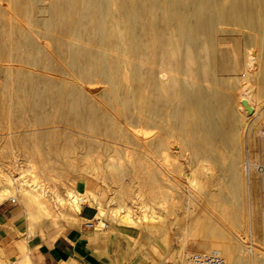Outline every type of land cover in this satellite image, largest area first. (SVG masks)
<instances>
[{
	"label": "bare ground",
	"instance_id": "1",
	"mask_svg": "<svg viewBox=\"0 0 264 264\" xmlns=\"http://www.w3.org/2000/svg\"><path fill=\"white\" fill-rule=\"evenodd\" d=\"M233 25L260 37V66L250 71L257 82L245 86L219 46ZM263 60L264 0H0V102L9 105V120L18 117L20 142L39 149L50 139L47 151L57 154L76 131L116 137L136 153L114 164L121 177L133 168L135 178L154 184L164 178L163 151L178 146L205 159L214 172L198 178L221 182L218 195L235 203L257 165L251 154L243 160L244 138H264L263 118L248 123L239 97H258ZM142 148L152 153L149 176L137 172L147 160ZM26 241L19 248L30 264ZM208 253L233 259L220 248ZM177 259L194 264L190 255Z\"/></svg>",
	"mask_w": 264,
	"mask_h": 264
},
{
	"label": "rangeland",
	"instance_id": "2",
	"mask_svg": "<svg viewBox=\"0 0 264 264\" xmlns=\"http://www.w3.org/2000/svg\"><path fill=\"white\" fill-rule=\"evenodd\" d=\"M231 29L232 32L228 34V37L219 42L220 47L228 49L229 61L234 64V70L232 73L230 72V75L240 77L238 78L239 85H249L251 78L257 82V71L253 75H250V71H254L253 69L260 66V61L257 59L260 37L249 27L233 25ZM251 35L253 40L250 42L248 38ZM44 42L47 41L44 40ZM250 54L255 56L254 61L250 60ZM12 64L18 63L10 62V65ZM239 102L245 110L248 123L256 121L258 114L264 112V96L259 98V94L258 97L247 94L239 97ZM1 107L0 105V111ZM3 107L6 113L0 116V186L8 184L11 188L10 193L5 196L0 193V202L10 201L18 208L19 212L8 222L11 226V231L8 234L10 238H0V264H26L23 257L19 260L10 252L11 247L15 246L18 250L19 243L26 238L31 240L38 235L40 240L47 235L69 231L72 228H78L80 236H87L95 242L97 252L102 249L104 253L100 259L102 264H166L167 262L180 264L175 255H166L168 252L161 248V243H155L151 248H137L134 236L136 237L137 233L140 238L145 236L147 229L153 228V226L161 236L164 221L179 216L182 212L184 216L193 215L194 210H201L204 216L210 217L214 222L218 216L219 221L223 222L219 213L213 209L212 203L210 205L211 199L201 196L202 189V191L205 188L209 190L218 187V185L221 188L222 183L211 184L205 179L198 178L201 175L206 178L204 176L214 172L210 164L205 159L201 160L198 155H192L188 151L187 154L180 152L181 149L179 150L178 146L177 149L175 146L171 147V150L165 149L163 153L167 152L168 157L164 161L162 160L161 166H159V174L164 178H161L155 187L146 181L145 185L143 181L145 179L133 178L126 174L120 181H115L111 175V172L115 173L116 171L114 164L119 165L136 154L131 147H123V144L129 145L130 143L116 137H98L90 135L88 132L76 131L73 136L63 138L67 144L57 154L47 151L49 146L46 144L48 145L50 139H47V143L44 145L39 146V149L30 148L19 141L18 137L23 128L20 129V123L17 122L18 117L15 118V122H12L9 120L11 118L8 113L11 110H9V105ZM53 124L65 125L60 122ZM256 135L252 139L244 138L243 160L250 155L248 149L251 147L248 144L253 145L254 143L255 148L263 145L264 138L258 133ZM143 136L141 135V137ZM86 140H95L96 144H93L91 148H86L83 146V142ZM72 141H75L74 148H72ZM34 142L31 141L32 146H35ZM31 149L35 150L30 151ZM147 150L146 148L140 150V153L141 151L143 153L139 156H143L147 160L145 159L146 161L139 165L140 169H137L139 176H146L150 171L151 166L148 164V160L152 153L149 151L146 153ZM163 156L164 154L159 155L161 158ZM253 162L259 164L257 159H253ZM105 164H107V168ZM179 166L182 168L180 169ZM117 169L120 172V168ZM255 177L260 183H263L264 175L261 176L256 167L252 172V178ZM211 186L212 188H210ZM250 187L251 183L249 190ZM120 188L127 192L121 194ZM263 192L250 193V195L246 191L239 198V202H241L239 207L246 223L242 229H236V234H234L235 240L237 239V243H240L241 246L251 248L250 245L254 244L256 256H264V243L258 232L264 221ZM13 198L16 199L15 202H12ZM79 203H91L99 208L97 213L99 221L94 228L87 229L83 226L87 220L78 217L82 214V207L77 212ZM144 212H147V215ZM28 213L29 215L36 213L40 217L28 216ZM85 213H89V209H86ZM123 218L128 221H122ZM120 219L121 221H119ZM19 225L23 227L21 231L18 230ZM28 229L32 231L29 232ZM250 229L253 235H250ZM231 235L233 236V232ZM100 239H106L107 243L100 244ZM94 251V249L87 250L85 254L95 257ZM193 251L210 252L212 250L198 249L181 252L187 258ZM245 251H242V254L248 256ZM81 257L84 259L86 256L82 255ZM158 259L160 263H157ZM80 262L76 264H88L84 260H80ZM63 264L70 263L64 262Z\"/></svg>",
	"mask_w": 264,
	"mask_h": 264
},
{
	"label": "crops",
	"instance_id": "3",
	"mask_svg": "<svg viewBox=\"0 0 264 264\" xmlns=\"http://www.w3.org/2000/svg\"><path fill=\"white\" fill-rule=\"evenodd\" d=\"M259 98H263L264 96V79L259 84ZM2 109L0 111V116L5 115L4 113V105L6 103H0ZM3 111V112H2ZM9 113V111H8ZM264 120V112L258 114V119ZM34 151V150H30ZM36 152V151H35ZM249 154L253 155L255 159H257L258 163L264 161V143L263 145H259L258 148H255L253 145L249 150ZM107 168V164H105ZM116 167L115 173L111 172L112 179L115 181H120L121 172H118ZM130 174L133 178V168H130ZM150 171L146 174L149 176ZM263 176V175H261ZM264 180V178H262ZM146 182L148 183V177ZM145 182V185L147 184ZM211 184L218 185V182H209ZM149 184V183H148ZM153 187L155 184L153 182L150 183ZM223 187V184L221 185ZM10 185L0 186V193L5 196L6 194L10 193ZM212 188V186L210 187ZM219 185L218 187L212 188L207 190V188L202 191L201 189V196L209 198L210 205L212 203V207L219 213V217L223 220L221 223L217 216V220L214 222L210 217H206L202 214L201 210H194L193 215L184 216L183 212L179 214V216H175L168 221H164L163 229L161 236L159 235L158 231L152 227H149L145 236L143 235L140 238V235L137 233L134 239L136 240L137 248L145 249L151 248L152 245L155 243H161V248L168 253L166 255L173 256L175 255L177 258L185 256L184 253L181 251H191V250H198V249H223L225 251L230 252L233 255V259L230 264H264V256H256L255 255V245L252 244L251 248L243 247V243L241 246L240 243H237V239L235 240L234 234L236 229L240 230L244 227V220L245 217L242 214V211L239 207V203H235L232 199H221L218 195L219 192ZM262 189V191H261ZM248 192L249 194H258L264 191V181L263 183L258 181V178L255 177L252 179L251 187L247 189L241 190V195L243 196L244 192ZM126 190H122L120 188V193L125 194ZM256 192V193H255ZM155 194V192H154ZM153 194V195H154ZM251 195V194H250ZM264 196V192H263ZM12 200V199H11ZM13 200L16 201L15 198ZM12 202H15L13 201ZM209 203V202H208ZM82 205V206H81ZM82 207V210H81ZM89 209V213H85V210ZM232 209L231 212L228 210ZM81 210V216L78 215L80 219L89 220L92 219L94 216L98 217L99 208L96 205L91 203H79L77 208V212ZM18 208L13 205L10 201H2L0 202V238L8 239L10 236L8 235L11 231V226L8 222L10 219L13 218L16 214H18ZM181 212V211H180ZM40 217L39 214H31V216ZM29 216V213H28ZM72 221V220H71ZM99 221V219H98ZM74 223V222H71ZM104 223V222H103ZM9 226H8V225ZM107 225V224H106ZM225 227H224V226ZM83 226H85L83 224ZM230 229V230H226ZM20 230V229H18ZM232 230V231H231ZM251 230V229H250ZM21 231V230H20ZM80 230L78 228H72L69 231L57 232L53 235H47L40 240L38 239V235L35 236L33 239L29 240L27 244L30 247V256L33 264H63L64 262H68L70 264L81 263L80 260H84L85 263L91 264V259H95L97 264H102L103 262L100 261L102 254V249H99V252L96 251V246L94 245L91 239L87 238V236H80ZM233 232V236L231 233ZM261 240L264 243V221L262 222V226L259 228ZM252 234V230L250 232ZM25 240H28L27 238ZM100 244H106V239H100ZM135 244V241L133 242ZM19 244H23L20 242ZM146 244V245H143ZM242 248V249H241ZM243 248H246L243 250ZM94 249L93 252L95 257L90 255H86L85 252L87 250ZM101 250V251H100ZM93 251V250H92ZM242 251L248 253V256L242 254ZM10 252L13 253L19 260L22 257V252L20 248L15 246L10 248ZM181 252V253H179ZM85 255L86 257L83 259L81 256Z\"/></svg>",
	"mask_w": 264,
	"mask_h": 264
},
{
	"label": "built area",
	"instance_id": "4",
	"mask_svg": "<svg viewBox=\"0 0 264 264\" xmlns=\"http://www.w3.org/2000/svg\"><path fill=\"white\" fill-rule=\"evenodd\" d=\"M256 168L261 175H264V161L256 165ZM96 222H97L96 216H94L92 219L86 221L85 227L87 229L94 228ZM190 261L194 264H226L225 259L220 255L215 253H208L204 251L193 252L190 255ZM166 264H174V263L167 262Z\"/></svg>",
	"mask_w": 264,
	"mask_h": 264
}]
</instances>
